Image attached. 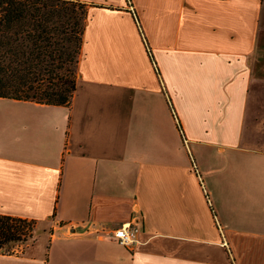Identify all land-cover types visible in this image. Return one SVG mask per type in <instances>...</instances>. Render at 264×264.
<instances>
[{"label": "crops", "instance_id": "1", "mask_svg": "<svg viewBox=\"0 0 264 264\" xmlns=\"http://www.w3.org/2000/svg\"><path fill=\"white\" fill-rule=\"evenodd\" d=\"M78 1L71 103L0 97V214L45 236L0 264H264V0Z\"/></svg>", "mask_w": 264, "mask_h": 264}, {"label": "trees", "instance_id": "2", "mask_svg": "<svg viewBox=\"0 0 264 264\" xmlns=\"http://www.w3.org/2000/svg\"><path fill=\"white\" fill-rule=\"evenodd\" d=\"M88 19L78 0H0V97L69 105ZM34 229L0 214V251L35 241Z\"/></svg>", "mask_w": 264, "mask_h": 264}, {"label": "built area", "instance_id": "3", "mask_svg": "<svg viewBox=\"0 0 264 264\" xmlns=\"http://www.w3.org/2000/svg\"><path fill=\"white\" fill-rule=\"evenodd\" d=\"M140 227L136 223H129L120 227H117L112 230L111 236L112 238L119 241L121 244L132 247L136 245L139 241L138 235H139ZM17 249H13L11 252H15Z\"/></svg>", "mask_w": 264, "mask_h": 264}, {"label": "rangeland", "instance_id": "4", "mask_svg": "<svg viewBox=\"0 0 264 264\" xmlns=\"http://www.w3.org/2000/svg\"><path fill=\"white\" fill-rule=\"evenodd\" d=\"M74 70H75L76 75L78 76V74H77V70L75 69V67H74ZM43 229H44V225H41L40 228H38V229L35 228L34 231H33L35 241H38V239H39V237H38L39 234L42 235L41 240H39V242H38L39 245H43V243L45 242V236L41 233V232H43ZM45 234H46V233H45ZM38 244H37V245H38ZM18 245H19V246H22L21 243H20V244H16V245L12 246L10 249L13 250V248H15V247L18 246ZM12 250H11V251H12ZM11 251H10V252H11ZM8 252H9V251H8Z\"/></svg>", "mask_w": 264, "mask_h": 264}]
</instances>
